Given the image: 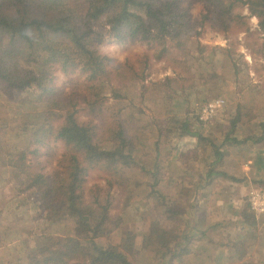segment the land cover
Returning a JSON list of instances; mask_svg holds the SVG:
<instances>
[{"label":"rangeland","instance_id":"1","mask_svg":"<svg viewBox=\"0 0 264 264\" xmlns=\"http://www.w3.org/2000/svg\"><path fill=\"white\" fill-rule=\"evenodd\" d=\"M182 5L191 6L194 22L201 20V13L205 12L203 1L191 4L186 0ZM235 14L242 17L227 20L228 26H222L214 18L207 20L202 29L197 27L199 35L193 33L194 36L184 42V48L172 47L177 56L185 59L181 63L173 62L169 56L157 59L156 50L145 42L119 41L106 36L98 49L113 59V69L126 62L142 66L141 61L147 60L149 64L143 80L121 81L113 74L115 91H111L108 85L103 91L102 105L94 110L84 101L88 96L86 74L76 72L69 75L57 71L56 85L78 102L74 108L78 110L76 116L79 121H93L104 127L120 123L138 148L127 166H118L120 170L118 175H114L113 186L106 181L110 176L108 173L95 170L87 175L86 200L93 202L111 197L112 212L122 213L123 223L112 235L97 238L96 243L84 240L82 244L86 251L95 248L96 244H117L123 231L131 229L138 234L133 264H166L156 254V247H140L142 235L149 231L153 220L161 221L178 233L191 235L199 231L193 228L195 217L191 203L194 190H203L202 199L209 190L213 193L209 198L210 208L207 200L203 207L215 223L222 222L213 230L214 256L227 249L222 243L229 244L232 238L249 235V225L240 224L237 216L246 204L250 188H264L260 182L264 180V30L259 18L247 6L237 7L233 16ZM34 91V88L17 91L0 80V264H26L28 255L46 236L74 235L78 226L77 218L69 215L50 221L48 213L39 207L34 191H24L12 168L4 163L8 149L26 144L19 130L25 120L23 112L47 111L33 101ZM174 92L178 94L174 95ZM220 97L225 99V106L212 121L199 122L197 113L200 107ZM236 115L240 118L237 127L228 136ZM183 126L188 130L185 133H182ZM191 132H199L206 140L200 142L199 136H193ZM231 137L239 142L222 145ZM157 140L162 148L161 154L156 150ZM102 146L107 149L114 147L112 143H103ZM64 151L63 142H53L41 148L36 163L43 166L49 175L55 170L62 171L60 160ZM156 164L157 177L162 176L160 184L150 171ZM209 164L239 180L217 176L208 186L202 181L203 186L195 189L193 185L198 183L199 173L208 171ZM167 171L177 172L173 183L176 182L174 187L178 191L174 190V193L170 189L171 182L167 185V180L163 179ZM159 190L169 194L168 205L182 211V220L174 221L165 216ZM170 193L178 196H170ZM257 220V236L245 238L250 242L246 253L253 258L236 255L228 262H212L207 248L199 247L191 254L184 253L173 264H264V220L261 217ZM207 223L206 220L202 224L205 226Z\"/></svg>","mask_w":264,"mask_h":264},{"label":"trees","instance_id":"2","mask_svg":"<svg viewBox=\"0 0 264 264\" xmlns=\"http://www.w3.org/2000/svg\"><path fill=\"white\" fill-rule=\"evenodd\" d=\"M184 1L0 0V80L17 91L34 88L33 101L47 110L23 112L25 120L19 130L26 144L8 149L4 163L12 168L24 191H34L39 207L48 213L50 221L69 215L76 217L78 224L74 235L46 236L28 255L26 264H133L138 234L131 229L123 231L117 244H96L95 248L86 251L82 242L90 240L96 243L97 238L112 235L123 223L122 213L112 212L111 197L93 202L86 200L87 175L95 170L108 173L110 176L106 181L113 186L114 175H118L120 170L118 166H127L138 148L120 123L104 127L93 121H79L76 116L78 110L74 108L78 102L56 85V73L86 74L88 96L84 101L94 110L102 105L103 91L108 85L111 91H115L113 74L121 81L143 80L149 64L147 60L141 61L142 66L126 62L113 69V59L98 49L106 36L119 41L145 42L156 50L157 59L169 56L173 62L181 63L185 59L177 56L171 48H184V42L194 34L199 35L198 28L202 29L207 20L214 18L222 26H228L227 20L233 17L240 19L241 14L233 16L237 7L247 6L259 18L264 30V0H189L191 4L203 1L205 12L201 13L202 18L198 22L193 21L191 6L182 5ZM61 111L65 112L59 114ZM238 119L239 115L232 119L228 136L235 132ZM191 133L199 136L200 142L206 140L199 132ZM231 138L222 145L239 142L237 138ZM59 141L65 147L60 160L62 171L55 170L49 175L36 160L42 147ZM103 143H112L114 147L107 149ZM155 144L161 154L159 140ZM213 166L209 164L205 177L201 176L193 185L195 189L203 186L202 181L208 186L217 176L239 180L224 170H215ZM150 171L160 184L162 176L157 177L158 165ZM260 182L264 184V180ZM159 192L165 216L179 221L184 216L182 211L168 205L165 192ZM245 199L246 204L238 215L243 223L249 225V235L232 238L229 244L222 243L229 257L246 255L250 242L245 238H255L252 236H257V218L264 220V215L257 216L251 211L247 196ZM221 225L222 222H216L213 230ZM148 230L142 235L140 247H156V254L166 264H173L184 253L191 254L199 247L206 249L208 239L214 237L209 229L191 235L178 233L157 220L150 223Z\"/></svg>","mask_w":264,"mask_h":264},{"label":"crops","instance_id":"3","mask_svg":"<svg viewBox=\"0 0 264 264\" xmlns=\"http://www.w3.org/2000/svg\"><path fill=\"white\" fill-rule=\"evenodd\" d=\"M203 135H205V134H203ZM193 136H197V135H193ZM193 138H195V137H193ZM248 162H251V161H248ZM167 164H169V163L167 162ZM165 168H166V166H165ZM201 173H199L198 179L201 176L202 177H205V175L207 173V170H204ZM176 175H177V172H168V171L166 173V176L163 175V179L167 180V182H168L167 185H169L170 182H171V186H170L171 188L170 189H172L173 193H174V190L175 191H178V188L174 187L175 184H176V182L173 183L177 179ZM250 190H251V188H250ZM173 193H170L171 194L170 196H178V194H174L173 195ZM195 193H196V195H195ZM202 193H203V190H199V191L194 190L193 191V196H192L193 202L191 203V208L193 209V210L191 209L192 210V214H194V217H195V219H194L195 222H194V226L193 227H194V229L196 228V229L199 230L197 232H202L203 230H206V229H209L208 232H213V227L216 225V223L209 216V214H206L208 212H207L206 209L204 210V207H203L204 201L207 200V201H209L207 203V207L210 208V206L212 205V203H210L209 198L213 196V193L209 190L208 195L207 196H204V199H202L203 198V195H204ZM167 195H169V194H167ZM240 206H242V205H240ZM237 219H238V221H239L240 224H243V222L241 221L240 215L237 216ZM206 220H207L208 223H207V225L204 226L202 223L205 222ZM208 240L209 241L206 243V245H207L206 251L208 253L209 259H211L212 262L213 261H216V260H218L219 262L220 261L221 262H228V261L232 260L233 258H236L237 257L236 256L237 254L236 255L234 254L231 257H229V254L226 253L227 252L226 249H222L221 252L219 253V256H214V253H215V248H214L215 247V243H214V239L213 238H209ZM0 249H2V248L0 247ZM248 251H249V249H248ZM222 252H225V253L224 254H221ZM239 256H241V255H239ZM241 257H244L246 259L253 258V256H249L248 252L246 253V255H243ZM249 261H251V260H249Z\"/></svg>","mask_w":264,"mask_h":264},{"label":"built area","instance_id":"4","mask_svg":"<svg viewBox=\"0 0 264 264\" xmlns=\"http://www.w3.org/2000/svg\"><path fill=\"white\" fill-rule=\"evenodd\" d=\"M224 98H215L203 104L197 118L201 123H208L213 120L215 115L225 106ZM248 205L257 216L264 215V188H252L247 194Z\"/></svg>","mask_w":264,"mask_h":264}]
</instances>
